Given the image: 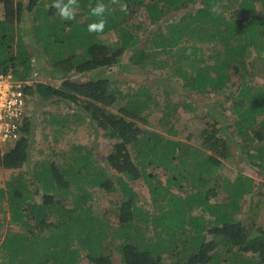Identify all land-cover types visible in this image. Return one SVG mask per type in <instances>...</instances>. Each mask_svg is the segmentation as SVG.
Segmentation results:
<instances>
[{"label":"trees","instance_id":"16d2710c","mask_svg":"<svg viewBox=\"0 0 264 264\" xmlns=\"http://www.w3.org/2000/svg\"><path fill=\"white\" fill-rule=\"evenodd\" d=\"M27 1L0 0V71L19 80L30 78L34 62L18 22L24 10L43 5ZM78 2L75 20L57 23L51 5L45 21H34L61 28L64 40L51 33L49 39L70 49L81 46L86 58L80 48L56 56L53 75L60 85L32 81L24 91L75 104L109 150L99 160L92 146L73 145L54 160L37 162L29 177L11 175L0 188V264H80L82 252L89 264H113V251L119 264H264V226L237 217L243 197L262 187L261 181L220 172L222 161L233 159L230 142H255L246 163L255 164L264 178V0H101L111 9L102 33L87 30L97 19L90 9L98 0ZM120 4H127V14ZM214 5L216 13L210 11ZM138 9L143 18L136 16ZM109 32H116L115 39L105 43L100 37ZM12 43L15 55L9 53ZM35 46L40 52L41 45ZM122 55L142 70L167 67L171 74L165 76L181 84L186 113L194 111L198 97L208 98V120L195 135L197 146L191 135L179 137L173 125L164 131L147 126L153 110H161L164 126L180 113V103L171 101L164 87L152 92L153 84L141 83L130 91L120 88L118 79L79 77L119 65ZM259 69L262 77L256 79ZM224 125L233 127L238 141L226 137L230 131ZM31 126L25 117L17 139L0 151V169L19 170L26 162ZM136 182L146 186L148 203H139L131 185ZM96 191L113 195L116 220L109 219L111 212L93 209ZM218 193L222 198L216 201ZM6 211L10 230L2 234Z\"/></svg>","mask_w":264,"mask_h":264},{"label":"rangeland","instance_id":"374dc122","mask_svg":"<svg viewBox=\"0 0 264 264\" xmlns=\"http://www.w3.org/2000/svg\"><path fill=\"white\" fill-rule=\"evenodd\" d=\"M20 1H22L24 4L28 2L27 0ZM42 2L43 5H36L31 13H28L25 10L23 11L22 20L20 21V23L18 22V26L20 27L19 35L23 39V45L25 46V48H27L28 53L31 55L30 61L33 60L34 62L33 74H30V77H32L31 80L34 82L36 80L37 82H45L52 86H59L61 80L53 75L52 62H55L57 60L56 56L67 54L71 50L77 52L79 48L80 56L85 59L86 54L82 51L83 49L81 46L70 49V44L68 43L64 44V46H60L61 43H58V45H56V42L51 40V38L49 39L48 33H51V37L53 39L60 38L58 39V41L63 39V35L61 28H58L57 30L53 28L49 29L47 27V22H42L45 21V17L49 9L48 7H50L54 3V1L49 2V0H42ZM233 6L237 5L233 4ZM39 7H42V9L38 10L37 13H34V11H36V8ZM232 10V8L227 10V13H230ZM54 13V19L57 23H60V17L56 12ZM144 14V11L138 9L136 16L138 17V19H140L143 18ZM0 16H2L1 5ZM226 16H229V14H226ZM36 18H41V23L35 24L36 22L34 20H36ZM145 20L148 19L146 18ZM67 30L68 29H65L63 34H65ZM72 34V32L67 34L65 36V39L67 41H70V38L73 37ZM115 36L116 32H109L107 34L101 35L100 39L102 38L103 41L107 43L114 41ZM36 44L41 45L42 48L40 52L38 51L40 50V48L38 46H35ZM11 45L12 46L9 50V53L11 55H15V43H12ZM73 45H76V41H74ZM35 47H38V49ZM124 59L125 55H122L119 65L113 68H101L100 70L85 72L83 74H79V77L102 78V76H104L109 77L112 80L118 79L120 80L118 84L120 88L130 89V91H134L136 87H141V83H147L150 85L153 84L154 86L157 84L156 88H153L154 86L152 87V92L162 91V88L164 87L166 90L170 91L169 99L171 101L173 100L180 103V113H174L172 115L170 123L167 126H164L159 120L162 114L161 110H153L151 116L148 118L149 125L147 126L158 131H164L166 127L173 125V129L176 130L179 137L185 139L186 137H188V135H191V142L197 146L198 139L195 135L202 129L204 122L208 120V117L205 118V113L210 108H208V98L204 99L202 97H198L197 95L196 98H198L197 102L194 105V111L188 114L186 113V110H183L184 106L182 103L186 98L181 88V84L179 83V81L177 82L176 78L171 79L170 75L165 76L166 74H171L167 72V67H164L163 69H161V71L157 72H153L154 70L147 71L139 69L137 66L129 65L125 62ZM257 71H259V74L256 79H261L262 74L260 69ZM70 75H72L71 77H73V72ZM26 107L28 113L27 117L32 121V126L29 133V155L26 162L22 164L19 170L5 171L3 169H0V188H5V185L11 175L23 172L24 174L27 173L29 177V175L33 172L34 165L37 162L46 159L54 160V158L57 157L56 153L61 154V152L63 151L69 152L73 145H84L87 148L88 146H92L96 155H100V157H96L99 160L109 150V146L107 145V143L102 142L97 132H95L93 124L90 121L88 122V119L83 117L82 114L78 112L79 108H76L75 104L67 103V101H63L56 96L42 99L37 95H32V97L29 98ZM226 114L231 116L229 112H227ZM228 119L230 120V118ZM60 120L64 121L62 122ZM221 124H224L222 119ZM225 127L227 131H230H226V137L231 136L232 138V136L235 135L234 138L236 141H238V136L233 133V127H227L226 125H224L223 128L225 129ZM172 135L173 134L169 133L168 136L171 137ZM229 144L233 145L236 152L234 150L232 151V153L234 152V156L232 157L233 159H226L222 161L223 165L220 169L221 174L229 178H234L236 176V172L241 168L243 170V173H245L246 175H251L255 177L256 180H259L260 178H257L259 177V175L255 174L257 170L254 167L251 168L248 166L249 164H242V162H246V151H248L249 147H251L253 143H242L239 145L237 144L236 146L231 142ZM7 147L8 146H6L5 148L7 149ZM5 148H2L3 150L0 151L3 152ZM161 178L164 179V176H161ZM131 185L139 192V203L142 201L148 203L149 198L146 186H141V184L138 182L131 183ZM256 192H260V195L256 194ZM215 198L216 201L221 200L222 194L218 193ZM35 199L36 201H39L40 194L35 195ZM260 199L262 200V202H260ZM109 200H114L112 194L103 195V193H100L98 191L93 192V209L96 212H100L101 214H104V212L109 214L111 212L109 214V219H111V221H114L116 220V216L113 213V206L109 202ZM254 203H258L256 208L255 206L253 208ZM6 207L7 205L5 204V209H7ZM6 216L7 217L5 218V221L2 225V234L5 233V231L10 230L9 226L6 224V221L9 217V213L7 211ZM237 217H252L258 224H262V226H264V187L256 188L250 196L245 195L243 197L241 209L238 211ZM17 227L20 228L19 226ZM110 250L111 249H109V251ZM113 252H110L112 253L113 264H119L120 261L118 260L117 255ZM81 254L82 256H80L79 260L80 264H89V261H87V259L85 258L84 253L82 252Z\"/></svg>","mask_w":264,"mask_h":264},{"label":"built area","instance_id":"2783aa9c","mask_svg":"<svg viewBox=\"0 0 264 264\" xmlns=\"http://www.w3.org/2000/svg\"><path fill=\"white\" fill-rule=\"evenodd\" d=\"M24 83L0 71V149L17 139L26 112Z\"/></svg>","mask_w":264,"mask_h":264},{"label":"clouds","instance_id":"9594fccd","mask_svg":"<svg viewBox=\"0 0 264 264\" xmlns=\"http://www.w3.org/2000/svg\"><path fill=\"white\" fill-rule=\"evenodd\" d=\"M111 2L112 4H119V0H111ZM52 7L56 9L57 15L60 17L61 20L72 21V20H75L76 18L77 10L79 9L80 4L78 0H54ZM120 11L127 14L128 13L127 4H120ZM210 11H212L213 13H216L218 11V6H215V5L212 6ZM110 12H111V9L106 4L101 2V0H98L95 7H91L90 9V15L93 17H96L97 19L88 25V29H87L88 32L89 33H102L107 26L106 13H110ZM13 78L16 79L14 76ZM31 79L32 77L28 78L27 80H19V79H16V80L23 82L25 85V84L31 83L32 82ZM27 96L28 95L25 94L26 105L28 102ZM25 117H27V107H26ZM0 150H3V149H0Z\"/></svg>","mask_w":264,"mask_h":264},{"label":"crops","instance_id":"0c3cea01","mask_svg":"<svg viewBox=\"0 0 264 264\" xmlns=\"http://www.w3.org/2000/svg\"><path fill=\"white\" fill-rule=\"evenodd\" d=\"M32 74H33V72H32ZM37 81V80H36ZM45 83V82H44ZM32 97V94L31 95H28L27 96V99H28V101H29V98H31ZM27 116H28V113H27ZM254 145L253 146H257V145H259V143H253ZM249 152H251V153H254V151H253V149H251V147H249ZM234 151L236 152V150L234 149ZM234 154V152L232 153V156H234L233 155ZM245 155H247V154H245ZM244 164H247L248 165V163H244ZM255 164H253V165H248L249 167H251V168H255V166H254ZM256 170H257V168H255ZM242 173L243 175H246L245 173H243V170L240 168L237 172H236V174L235 175H238L239 173ZM256 175H259V177H257V178H260L259 180H256L255 179V177H253V176H251V175H246V176H249V177H252L255 181H261V183H260V186L262 185V187H264V178H261V175L258 173V170H257V172L255 173ZM262 187H260V188H262ZM256 189V188H255ZM252 193H249V194H246V196H250ZM256 194H260V192H256Z\"/></svg>","mask_w":264,"mask_h":264}]
</instances>
